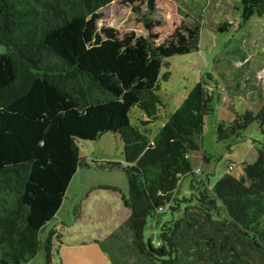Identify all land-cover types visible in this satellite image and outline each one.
Here are the masks:
<instances>
[{
    "label": "trees",
    "instance_id": "16d2710c",
    "mask_svg": "<svg viewBox=\"0 0 264 264\" xmlns=\"http://www.w3.org/2000/svg\"><path fill=\"white\" fill-rule=\"evenodd\" d=\"M118 1L141 13L146 36L98 26L102 10ZM235 4L243 23L264 18V0ZM156 8L157 0H0V46L6 48L0 53V264H24L42 251L45 264H53L61 232H42L82 166L77 141L107 132L124 141L126 163L105 166L126 172L129 194L123 202L131 211L99 241L112 264H264V143L257 160L244 163L245 175L228 173L210 185L191 159L202 150L204 120L215 110V89L204 81L150 137L146 126L165 106L162 67L168 57L200 48L203 19L202 8L188 14L192 19L158 43ZM231 26L224 20L216 31ZM234 54L246 58L242 51ZM247 73L242 81L236 76L227 82L230 95L263 91ZM170 75L167 70L163 79ZM134 107L148 116L141 126L131 122ZM253 122L264 133V97L257 112H236L219 123L218 139H228L231 148ZM186 176L191 192L180 198ZM167 209L179 216L162 224L157 244L146 240L148 218Z\"/></svg>",
    "mask_w": 264,
    "mask_h": 264
},
{
    "label": "rangeland",
    "instance_id": "374dc122",
    "mask_svg": "<svg viewBox=\"0 0 264 264\" xmlns=\"http://www.w3.org/2000/svg\"><path fill=\"white\" fill-rule=\"evenodd\" d=\"M236 0H157V8L152 15L161 22L153 32L166 39L175 28L192 19L194 11L202 8V28L200 48L186 54L168 57V66H163L160 74V90L164 107L160 108L159 118L146 127L154 137L167 122L168 115L175 112L198 82L204 81L209 90H214L215 110L206 115L201 136V151L191 153L193 167L202 166L213 186L225 174L236 177L245 175L244 163H254L258 150L264 143V133L257 122L251 123L237 142L229 148V141L219 140L216 129L222 121H231L236 112L251 109L257 112L264 97V18L255 17L244 22L236 11ZM142 13L147 7L140 5ZM103 18L98 26H111L123 35L134 32L147 35L138 13L128 4L114 2L102 10ZM188 14L190 16H188ZM224 20L232 24L227 32L216 28ZM6 50L0 46V53ZM235 50L245 53V59H237ZM234 61V63H233ZM233 63V64H232ZM235 66V67H234ZM238 67V68H237ZM240 68L243 69L244 76ZM169 70L168 80L163 74ZM246 70V71H245ZM251 71L259 93L255 97L241 93L230 95L226 85L236 76L238 80ZM232 82V81H231ZM148 116L138 107L132 108L131 122L141 126ZM145 128V126H143ZM82 166L78 168L67 188L62 206L53 220L43 230L46 236L49 226L65 224L61 239L56 241L53 264H112L102 250L99 241L119 228L130 216L131 211L124 205L123 196L129 194V181L126 172L120 167L105 166L107 162L125 164L124 141L119 133L107 132L96 140L78 139ZM206 153L208 159L202 158ZM191 176L183 177L178 189V197L189 196ZM179 216L178 212L167 209L158 217L148 218L144 229L145 239L157 244L162 224ZM24 264H45V253L40 252L34 259Z\"/></svg>",
    "mask_w": 264,
    "mask_h": 264
},
{
    "label": "crops",
    "instance_id": "0c3cea01",
    "mask_svg": "<svg viewBox=\"0 0 264 264\" xmlns=\"http://www.w3.org/2000/svg\"><path fill=\"white\" fill-rule=\"evenodd\" d=\"M65 226V224H63L62 222H61V224H58V225H53V226H49L50 228H48L49 230L50 229H53V228H56V229H58L60 232H62V228ZM62 234V233H61Z\"/></svg>",
    "mask_w": 264,
    "mask_h": 264
}]
</instances>
